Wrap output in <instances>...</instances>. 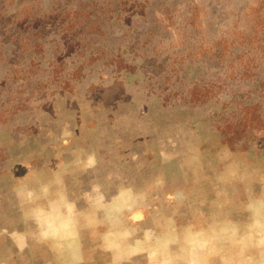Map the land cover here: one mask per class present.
Returning <instances> with one entry per match:
<instances>
[{"label":"rangeland","instance_id":"374dc122","mask_svg":"<svg viewBox=\"0 0 264 264\" xmlns=\"http://www.w3.org/2000/svg\"><path fill=\"white\" fill-rule=\"evenodd\" d=\"M0 264H264V0H0Z\"/></svg>","mask_w":264,"mask_h":264}]
</instances>
